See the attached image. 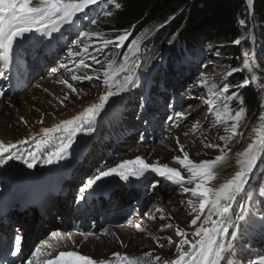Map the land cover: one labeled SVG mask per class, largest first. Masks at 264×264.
Returning a JSON list of instances; mask_svg holds the SVG:
<instances>
[{"label": "snow or ice", "instance_id": "6c2138e0", "mask_svg": "<svg viewBox=\"0 0 264 264\" xmlns=\"http://www.w3.org/2000/svg\"><path fill=\"white\" fill-rule=\"evenodd\" d=\"M98 2L99 0H37V3L33 6L32 0H0V49L4 50L5 66L7 67L11 60L14 45L17 41L22 42L26 38V34H39L41 37L51 38L54 33H60L65 26L75 27V20L79 19L78 14ZM252 3L253 0H247L249 6ZM114 7L120 9L121 4L115 3ZM249 14H251L250 11ZM105 15L111 16L112 13L105 12ZM91 22L95 23L94 20ZM239 24L245 25V20H239ZM99 35V33L86 31L77 32V36L83 37H99ZM129 35L128 30H124L113 40L100 41L96 46V50L103 51V47L110 44L122 47L124 42L128 40ZM75 43L79 45L80 40L77 39ZM139 43V40L132 41L133 55L139 51ZM235 43L239 45L241 40L237 39ZM101 44L103 47H101ZM83 47L84 53L88 54L89 45L85 43ZM72 55L76 56L77 53ZM243 55L244 67L250 68L249 61L251 57L247 52H244ZM90 58L94 62H99L95 56ZM129 59L128 55L123 57L125 63L121 65L120 71H125L127 67L129 74L124 76L122 84L116 85L117 91L113 92L111 90L110 76L112 74L105 71L103 73V83L109 86V90L106 94L100 96L98 103L91 104L79 115L69 120H63L51 128H43L39 138L35 134L15 142L0 138V169L7 167L9 162L13 161H18L28 169H33L40 163L52 165L67 160L74 151L72 145L75 143L77 134L91 135L95 131L96 117L105 109L110 99L113 96H118L123 92L139 87L140 76L137 73V62L132 60L131 65H129ZM79 64L85 68L89 67L83 58L79 60ZM237 70L232 69L228 75H232ZM5 77V71H0V79ZM94 78L98 79L99 77L87 76L84 79L92 80ZM72 79L81 81L78 76H73ZM61 83L67 84L73 92L76 91L72 84H68L67 81H61ZM205 83V81H201L198 86L203 87ZM249 83V80L245 79L238 87L248 86ZM229 87V84L225 82L222 90L217 94V100L223 98L220 105H217L215 100H210L208 103L212 105L210 112L215 115L217 123H226V117L232 121L230 131L235 135L240 127L244 108L241 107L235 115H232L228 102L237 97L238 93L233 91L230 96L226 95L229 92ZM3 96L4 91L0 88V97ZM21 119L23 120V117ZM169 119L174 118L169 117ZM175 119L186 120L187 116L184 113H177ZM259 119L264 121V113L260 114ZM196 127H199V125ZM261 131H264V125L261 126ZM56 133H59V135H54ZM220 139L228 140L230 137L221 136ZM29 144H31V147L27 146ZM177 144L180 152L183 153V158L176 156L175 161L182 166V169L170 167L168 164H151L146 162L144 158L137 156L134 160H123L116 167H109L105 171H100L97 175L88 178L79 189L77 199L85 200L87 198L86 194H94L109 177L116 176L120 181L128 182L130 178H140L146 172H154L180 186L184 194H190L191 197L196 198L195 200L189 199L187 203L191 205L194 212L198 213L191 221V224L196 226L192 236L198 237V239L190 241L187 239L188 234L177 228L176 234L184 238L180 240L176 248L177 255L174 259L162 260L160 256H154L152 252L138 257H130L127 253L117 252L113 256L118 258L119 264H154V262H160V264H227V256L232 254L237 240L244 235L250 226L258 225L261 230H264V208H262L259 215L250 212L245 215L247 206L238 201V197L242 194L245 198L251 199L246 191V186L250 184L254 176V170L257 167L261 152H264V136L260 138L258 143L253 141L244 151L237 153L238 170L230 178L213 187L208 186L209 182L217 176L213 168L218 162L224 160L225 149L221 148V155L212 160L195 163L189 159V153L185 151L184 145L179 143V138H177ZM207 146L219 147L218 145ZM182 170L187 173L186 176L182 174ZM2 196L3 190H0V197ZM260 196L262 205H264V192ZM234 206L243 210L234 214ZM214 216L216 219H213ZM201 217H203V220L198 225L197 222L201 221ZM136 227L140 229L139 224ZM166 227L172 228L173 225L168 224ZM51 235L56 236L57 234L53 232ZM168 242L169 244L172 243L171 238H168ZM185 245L189 246L188 251L183 250ZM73 246H75L74 242ZM160 246L163 247V245ZM40 251V248L37 247L34 253L29 254V257L21 256L22 235L17 231L12 238L11 247L5 250L0 246V264H16V259H19L21 264H34L31 257L39 254ZM35 264H41V262L36 261ZM42 264H112V262L111 260L94 259L91 255L81 254L79 250H72L60 251L54 258L45 259ZM252 264H264V254L258 255L252 261Z\"/></svg>", "mask_w": 264, "mask_h": 264}, {"label": "rangeland", "instance_id": "374dc122", "mask_svg": "<svg viewBox=\"0 0 264 264\" xmlns=\"http://www.w3.org/2000/svg\"><path fill=\"white\" fill-rule=\"evenodd\" d=\"M99 3V2H98ZM98 3L96 5H91L89 8L85 9L84 12L78 14L79 19L75 20V24L79 26V28L75 29L76 35L74 38V45H75V51L82 52L80 53L81 58L85 60V63L89 65L88 68L83 67L82 72L76 71V76L84 79L87 77L88 72L92 73L88 76L99 78L87 80L89 83H85L83 81V84H77L76 85V91L74 92V96L79 93H87L86 91H89L90 89H104L106 91L109 90V86L105 85L103 83L104 76L103 73L105 71L110 72L112 75L110 76V85L111 90L113 92L117 91L116 85L122 84L124 76L128 75L129 72L127 71V67L125 68V71H120L121 65L124 64L123 57L125 55L129 56V65H131L132 60H136L137 62V73L140 76V79L138 81L139 87L133 88L130 91L123 92L122 94L118 96H113V101L115 104V109L119 106L124 105V102L127 104L125 105V112L127 113L126 122L124 125L130 124L131 119H128L130 116L131 118L135 119L136 116H140L141 119L144 117L142 114L135 113V111L140 110V105L142 101L146 98L145 94L147 96L155 90L156 94H159V100L162 101L165 109L168 110L167 103H169V99L165 100V97L168 95L170 91V87H174L177 85L179 89H176V93L178 97L183 99V104L180 106L182 108L181 110H178L177 113H184L185 116H187V119H181V123L178 124V127H170L169 130H164L163 136L159 137L157 141L151 140L148 141L147 144H140L135 143L131 138L128 139V147H125L123 149V146L125 143H120L114 146V149H111L112 141L110 142V145L106 150L103 149V152L100 151V147H97V143L99 141H96L94 138H92V142L90 141V138H88V142H91V145L89 146V150L93 148L94 152H98L101 157L97 159L98 161L95 162L92 166L87 165L88 168L86 171V174L82 175L81 178L84 179L87 175L93 174V172L99 173L100 171L96 169L97 166H100L105 162V158L107 156L114 155V158L112 159V162L110 164L115 167L114 164L115 158H118L120 156H123L126 152H131L134 148H137L139 145L143 146L146 145L147 149L149 148L150 144L156 146L160 145V142H167V143H173L175 146H179L177 144L176 139L171 140V136L175 133V131L179 132L182 131L184 128L185 132H181L179 134V138H183L186 143H189V145L192 147V150L189 151V159L192 160L195 163H199L204 160H212L216 156L221 155L220 149H225V158L224 160L218 162L214 168L213 171L217 173V176L214 180L209 182V187H212L213 182L218 178V176L221 174L220 170H222L223 167L229 165L237 150L241 146L243 139L245 135L247 134L249 128L253 124V122L256 119H259V115L261 113H264V71L262 70L264 68V60L262 58H257V43L259 42V39L262 37L261 32L259 30V26L257 23V18L255 14L252 16H241V19L245 20V25H240L241 29V37L239 38L241 40L240 46V55L238 58H232L231 55H228L226 53V49L224 47L227 46V44L221 43L219 41H207L204 42L202 45L199 46L200 52L198 53V59L197 61L192 56L190 59L181 60L180 63L175 62V54H170L172 47L174 46V40L175 35L178 30L174 29L172 32L168 29L169 26H167L164 29V33L169 30L170 33L168 34V37L166 40L162 43H157V38L155 39V34L157 33L158 29H161V22L160 21H149L148 15L146 14L145 17L136 23L132 25L122 26L119 21H117L115 18L111 16L105 15V12H114V9L111 8L108 5H105V8H99ZM116 2H112V5H115ZM113 5V7H114ZM240 19V20H241ZM95 21V23H92L91 21ZM66 27V26H65ZM64 27V28H65ZM66 29V28H65ZM124 30H128L130 33L128 40H126L122 47H117L115 44H110L107 47H103L101 44V47H103V51H97L96 46L100 43L102 40H113L117 35H119ZM86 31L90 33H99V37L92 36V37H83V36H77V32ZM166 31V32H165ZM255 35V42L252 43V35ZM164 35V34H163ZM79 39L80 43L79 45L75 44V41ZM133 40H139V51L136 52L133 55L132 51V41ZM176 41V40H175ZM87 43L89 45L88 48V54L84 53V44ZM155 46V48L160 47L158 49V55L154 59L150 61V63L147 65L141 64L143 57L145 58V53L147 49L151 48V46ZM173 45V46H172ZM238 45V44H237ZM170 50V51H169ZM244 52H247L248 55L251 57L249 64L251 65L250 68L244 67ZM219 53V55H217ZM95 56L96 59L99 61L94 62L90 57ZM70 62V61H69ZM70 64V63H69ZM77 65H80L79 63ZM111 65V67H109ZM238 69L235 71L232 75H228L229 72L232 71V69ZM241 73L242 76L245 77V79L249 80V84L253 85L254 87L258 88L261 91V94L263 96L261 100V107L255 115L253 119L248 118L247 116L242 117L240 127L237 129L236 134L233 135V133L230 131L231 129V123L232 121L226 119V123H217L216 117L213 113L210 112V108L212 105L208 103L210 100H215L217 105H220L222 102L221 99L217 100L216 96L217 94L222 90L223 85L225 82L228 83V81L237 73ZM64 73V72H63ZM62 73H59L57 76L61 75ZM71 71L68 72V75L70 76ZM81 74V75H78ZM117 77L115 80H111L112 78ZM255 78V79H253ZM201 81H205V85L203 87H199ZM60 82V81H58ZM215 85V86H213ZM46 88L44 89V91ZM79 90V91H78ZM84 90V91H82ZM229 87V91H230ZM79 92V93H78ZM156 94H153V96H156ZM71 93L69 92L63 96V99L69 98ZM229 95V92L226 94ZM152 96V94H151ZM65 97V98H64ZM130 97V98H129ZM129 98V99H128ZM167 101V102H166ZM230 105V101L228 102ZM64 104V103H63ZM63 104L62 107L64 106ZM48 105H45V108H47ZM113 112V108L108 107L107 113ZM169 117H173L174 119H169V122H175V116L171 111L168 110ZM21 119V118H20ZM24 119V118H23ZM21 121H23L21 119ZM165 120H163L164 122ZM167 121V120H166ZM199 125V127H196ZM264 125V121H261L259 119V129H260V135L264 136V131H261V126ZM184 126V127H182ZM180 127V128H179ZM163 128V126H162ZM173 128V130H172ZM120 129V127L116 128V130ZM171 129V130H170ZM152 136V135H150ZM221 136L230 137L228 140H221ZM174 137V136H173ZM113 138V135L111 136ZM135 143V144H134ZM180 143V140H179ZM137 144V145H136ZM207 145H218L219 147H208ZM227 147L225 148V146ZM237 148L234 153H232L230 159L227 160L228 154L233 150ZM120 149V150H118ZM118 150L117 152H115ZM107 151L110 152V154H107ZM154 150H151V154ZM233 152V151H232ZM88 153V152H87ZM180 154V152L178 151ZM178 154V155H179ZM176 155V156H178ZM180 156V155H179ZM181 157V156H180ZM183 158V157H181ZM174 162L175 157L172 159ZM107 161V160H106ZM169 162V161H167ZM172 163V162H169ZM65 171V169H64ZM64 171L61 173L55 175V176H61ZM3 174L5 171H2ZM30 172V171H27ZM36 172V171H34ZM75 172V171H74ZM95 173V174H97ZM7 176L8 174L5 173ZM30 175V173H27L23 177ZM4 176V175H2ZM46 178V177H43ZM13 180V178H11ZM5 180V179H3ZM151 181L149 182L150 186H152L153 195L157 194L161 197V200H159V203L162 207H170V209H173V211L182 210L188 212V219H186V226H182L179 228V226H176V219L174 215H168L164 214L163 219L171 222L173 225L172 228H168L169 231L172 233L176 231V228L178 227L181 231L189 233V228L192 226L191 221L196 217L198 214L197 212H194L191 208V205L187 203L189 199L195 200L194 197H185L184 193L182 192V188L180 186H173V184L168 180L162 179L160 181L159 178L156 176H152ZM82 181H85L82 180ZM154 181L157 183H161L158 188L154 186ZM6 181L2 182L5 183ZM149 186V187H150ZM163 189L164 192L168 191V194H164V192L160 189ZM151 190V189H148ZM162 191V193H160ZM174 191V192H173ZM246 191L251 196V199H247L243 196L242 204L247 206V211L245 212V215H248V213H253L256 215H259L262 208H264V205H262V199L260 194L264 192V159L262 158L259 163H257V167L254 170V176L252 177L250 184L246 186ZM179 192V193H178ZM172 193H178V197L176 198H169L170 194ZM183 195V196H182ZM181 198V200H180ZM180 202V203H179ZM164 206H163V204ZM198 203V201H197ZM57 205H53L54 209ZM70 207V205H69ZM59 208V207H58ZM243 209L241 208V211ZM57 211V210H55ZM180 213V211H179ZM240 213V212H239ZM52 215L53 213L50 212ZM57 215V214H56ZM54 216L51 218V221H56L58 219L57 216ZM55 217V218H54ZM171 217V218H170ZM194 217V218H193ZM215 216L213 217V219ZM175 219V220H174ZM160 219L155 220H148L149 222H155L160 223L164 221H159ZM50 221V222H51ZM159 221V222H158ZM188 221V225H187ZM13 222V221H12ZM11 222V223H12ZM20 224H23L22 222H17ZM185 223V222H184ZM14 225V224H11ZM24 225H21L23 227ZM26 227V226H24ZM145 228L146 225H145ZM185 228V229H184ZM167 229V227L161 226L159 231L163 232ZM175 229V230H174ZM146 231V230H145ZM250 232L251 237L254 238V241H258V235H261V237H264V230H261L259 226H250L247 230ZM137 232H144V230H137ZM246 233V232H245ZM140 234V235H141ZM151 236V233H149ZM174 235V234H173ZM176 238H184L181 236H178L177 234ZM174 235V236H175ZM152 237V236H151ZM150 237V238H151ZM148 238V239H150ZM163 239L165 238L162 237ZM168 240V239H167ZM248 240V236L242 235L241 236V244L243 243V248H245V254H240V257L238 259H235L236 261L239 260L242 264H250L253 260V248L254 251L257 249L256 246H254L255 242L253 244L246 243ZM264 242V240H263ZM167 245L163 247L169 249L172 246H174V240H172V243L169 244L167 241ZM173 244V245H172ZM247 244V246H244ZM175 251V250H174ZM250 253V254H249Z\"/></svg>", "mask_w": 264, "mask_h": 264}, {"label": "bare ground", "instance_id": "6f19581e", "mask_svg": "<svg viewBox=\"0 0 264 264\" xmlns=\"http://www.w3.org/2000/svg\"><path fill=\"white\" fill-rule=\"evenodd\" d=\"M36 3H37V0H32L33 6ZM65 28H67V26ZM77 66H78L77 71L82 72L83 66L81 65H77ZM262 70L264 71V68ZM68 72L69 71L62 73L59 76H56L53 82H51V80H48V79L44 81L38 78L25 91L15 92V93L12 92V93H9L7 96L2 97L0 99V138L4 139L5 141L15 142L17 140L31 136L33 134L39 137L42 133L43 128H51L55 124L63 120L72 119L73 117L83 112L91 104L98 103L100 96L106 94L107 91L104 89H90L89 91H86L87 93L78 92L79 94H76V96H74V92L67 86V84L61 83V81H67L68 84H72L73 88L75 89H76L77 84H83V81L85 83H89V81L84 80L82 78H81V81H74L72 77L76 76V71H71L72 74H70V76L68 75ZM88 73L89 74H87V76L92 74L90 72ZM78 75H81V74H78ZM115 79H117V77H114L111 80H115ZM45 88L46 90L44 91ZM68 92L69 94L71 93L70 97L67 99H63V96H65ZM60 104H63L64 106L62 107V105ZM115 104L116 103L113 101V97H112L109 103L106 105L105 109L100 112L99 116L96 117L95 131L91 135H89L92 138H94L96 141H99L97 143V147H100V151L102 152L104 148L106 149L109 146V141L106 139H103L104 135L109 133L111 137L113 135V131L116 128H118V126H122L126 122L127 113L125 112V107H126L125 105L127 104L124 102V105L122 103V105L116 109H115ZM45 105H48L47 108H45ZM108 107L113 108V112L107 113ZM21 117L24 118L23 121H21L20 119ZM168 122L166 120L163 122L162 124L163 128H162L160 137L163 136L165 129L169 130V128L171 127ZM181 132H185L184 128L182 129V131H179V132L175 131V133L171 136V140L172 139L177 140ZM54 135H59V133H56ZM151 135H155V134L151 133ZM89 136L85 135L86 139H88ZM261 137L262 136L260 135L259 119H256L251 125V127L249 128L247 134L245 135L243 142L241 146L239 147V149L237 150V152L235 153L232 162L229 165L223 167L222 170H220L221 174L213 182L212 187L217 186L220 182H223V180L230 178L231 175L234 174V172L238 170L237 153L244 151L250 143H253V141H256L258 143ZM82 139L84 138L82 137ZM179 140H180V144L184 145L185 151L189 152L192 150V147L189 145V143H186V141L183 138H179ZM118 150H116L115 152H117ZM151 150H154L153 152L154 154H151ZM178 151L180 152L179 146L177 147L173 145V143L171 142L170 143L163 142V144L162 142H160V145H156V146L150 144L148 149L146 145H143V146L139 145L137 148H134L131 152L128 151L123 156L115 158V162H113V165L117 163L120 164L123 160H134L137 156H140L144 158L146 162L151 163V164H159V165L168 164L170 167H177V168L182 169L181 165H179L177 162H174L172 160L174 157H176V155L179 154ZM179 155L183 157L182 152H180ZM100 157L101 155H99L97 151L94 152L92 148L89 151V153L82 159V163L79 164L77 169L73 170V172L75 171L73 177H75L76 172L82 173L86 171L88 169L86 166L90 164H91L90 166H92L95 162L98 161L97 159H99ZM113 158H114V155L113 157L111 155L107 156L105 158V162L106 163L109 162L110 164ZM262 158L264 159V152H261L260 159L258 160L257 163H259V161ZM70 159L71 158H69L68 160L70 161ZM167 161L172 162V163H169ZM105 164H102V165H105ZM102 165L97 166L96 169L99 171H104L105 166L103 167ZM117 165H115V167ZM110 166L112 165L110 164ZM110 166H108L107 168H109ZM64 169L65 171L67 170L66 160L60 162L59 164L41 165V166H37L33 169H28V170L26 166L22 164L19 165L18 161L9 162V165L7 167L0 169V190H3V196L0 197V202H3L4 200L7 201L10 199L9 193L11 189L12 191H16V190L18 191L20 189V186L18 187V184L21 183L26 178V176L25 177L23 176L26 175L27 173H30V175L37 176L42 180H51L53 178L58 177L55 175L61 173L62 171H64ZM2 171H5V173L7 174L12 173L11 178H13V180L9 181L7 179L8 175L6 176L5 173L3 174ZM27 171H30V172H27ZM20 172H23V173L20 174ZM95 173H97V171L93 172V174L92 173L89 174L88 178H91L94 175L98 174V173L97 174ZM148 173L150 172H146L140 178L143 179ZM152 174H154L157 178H159L160 181L164 179L154 172H152ZM182 174L185 176L187 175V173L183 170H182ZM43 177H46V178H43ZM132 180H136V178H130L128 182H122L119 180L118 177L112 176V177L107 178L103 182V185L100 189L109 185V190L115 191L117 187H121L123 189V192H126L128 194L129 199H132V195L130 192V185L132 184ZM4 181L6 182L2 183ZM13 182H14V186L12 188ZM146 183H147V180L145 181L144 185H146ZM173 186H178V185L173 184ZM185 186H191V185H185ZM149 189L151 190H147V192H151L152 193L151 196L155 198V201H158L156 202L157 203L156 206L161 211V212L156 213L154 217L159 218V217L164 216V214L174 215L176 219V226H179V228H181L182 226L187 228L188 226H186L185 220L188 219V216H189L188 212L185 210L183 211V209L177 210L174 212L173 209H170V207H167V206L162 207L161 204L159 203V200H161V197H164L165 195L164 196H160L157 194L153 195L154 189H152V186H150ZM160 190L164 192L162 188ZM162 191H160V193H162ZM178 193L170 194L169 198L173 197L177 199ZM164 194H168V191L164 192ZM72 195L73 194H72L71 188H69L67 191H64V188H63L60 195L58 196L56 195L51 202V206H53L54 204L59 206V210H58L59 212H57L56 216H59L61 218L60 221L59 220L51 221V218L53 215H51L48 211H46L43 216H40L39 214H34V215L29 214L26 217H18L12 223L9 222L10 224L6 226V230H10V228L13 226L22 228L24 230L23 235H22V238H23L22 246L24 247L25 244L28 243L29 239H30V243L28 244L36 245L38 244L40 239H43V240L50 239L48 238L46 234H44V236H41L40 238L38 237L40 234L44 233V230H45L43 228L44 223L48 222L51 226L50 227L51 229H54V228L68 229L72 227V225L74 224V221L77 215L83 218L84 216L87 215L86 213L89 212L88 216H91L93 214H99V218H100L99 225L102 224L101 217H104V219L112 220L108 224L107 229L103 230L102 232H97V239L94 241V244L86 246V252L91 253L94 259H105V260H111V262H114V261L118 262V258H115L113 256V254L117 252L121 254L127 253L130 257L143 256L145 253L152 252L154 256L158 255L162 258V260L163 259L172 260L176 257L177 255L176 248L182 238H179V237L176 238V235H175L176 231L172 233L171 231H169L168 228L163 232L159 231L161 226L166 227L168 224H171V222H173L172 220L169 221V219L167 220L160 219L159 221L162 220L164 222H160L159 224L158 223L155 224V222L147 221L145 223L147 227L146 231L144 230V232H142L141 234V232H137L136 225L138 223V220L135 218V220L137 221L130 220L129 229L127 228L124 232H119L118 234H116L115 230L118 227L115 226V224L113 223V214H115V217L118 219L123 213L128 211L129 208L127 207L125 209L112 208V211L110 212L106 211L105 213H101L103 209L102 205L104 203V201L101 200V209L99 213L95 211V209H97V204L94 206L93 205L88 206L85 209H83L82 208L84 206L83 202L78 203V206L75 208V210H73V208L70 205V198L72 197ZM184 196L189 197L191 195L184 194ZM109 197L111 199L110 194L108 196H105L104 197L105 201ZM121 198H122V195H121ZM19 199H20V196L18 195V200ZM238 201L239 203L242 204L243 194L240 197H238ZM77 202L78 201L76 200V203ZM129 207H130V204H129ZM150 212L151 210L149 211V213ZM239 212H241V208L234 206V214L239 213ZM27 213H29V211H27ZM214 219H216V217ZM202 220H203V217H201V221H198L197 224L199 225L202 222ZM19 221L22 222L23 224L17 223ZM35 221L36 223H34ZM94 223H95V220H94ZM11 224H14V225H11ZM21 225H24L26 227L24 226L21 227ZM187 225H188V221H187ZM1 226L2 224L0 223V227ZM3 226L5 227V225ZM195 227L196 226L192 225L189 228L190 231L188 233L187 239H189L190 241H195L196 239H198V237L192 236V233L195 231ZM149 233H151L152 237L149 235ZM250 234H251L250 232L246 231V233H244V237L245 235L248 236V240L246 241V243L251 242L253 244V242L255 241H254V238H252ZM164 236L165 238L163 239L162 237ZM168 238H171V240H174V246H172L171 248L169 247V249L167 250V248L161 247L160 245L163 244L164 246H166L168 244L167 243ZM257 238H258V241H256L254 244V246H256L257 249L254 251V248H253L252 250L253 260H255L258 255L264 254V242H263L264 237L263 236L261 237V235H258ZM49 241L53 242L52 239ZM244 246H247L249 248L247 244H245ZM34 247H38V246H34ZM188 247H189L188 245H185L183 250L188 251ZM69 248L70 247L68 246H60L58 248V253L62 250H66ZM243 253L245 254V248H243V243L241 244V237H240L236 242V247L233 249L232 254L228 255L226 258L227 264H242L239 262V260L236 261L235 259H238L240 257V254H243ZM31 258L34 261V264L36 261H40L39 259H37L36 256H33ZM154 264H160V262L158 263L154 262ZM250 264H252V262Z\"/></svg>", "mask_w": 264, "mask_h": 264}, {"label": "trees", "instance_id": "16d2710c", "mask_svg": "<svg viewBox=\"0 0 264 264\" xmlns=\"http://www.w3.org/2000/svg\"><path fill=\"white\" fill-rule=\"evenodd\" d=\"M121 4L120 9H114L111 17L115 18L122 26L132 25L148 15L150 21H160L161 29L155 34L157 43H162L168 37L170 31H178L170 54H175V62L190 59L192 56L197 61L199 46L207 41H219L227 44L224 49L232 58L240 55V46L235 43L241 37L239 20L241 16H247L249 7L245 0H104ZM254 11L257 18L261 38L257 43V58L264 60V0H254ZM250 15V14H249ZM169 30L164 33V29ZM166 30V29H165ZM164 34V35H163ZM151 46L143 57L142 64L148 65L152 59L157 57L158 48ZM169 50V51H170ZM180 61V62H179ZM245 77L237 72L229 81V96L233 91L238 93L230 101L229 110L232 115L244 108V116L253 119L257 115L263 98L261 91L249 84L238 87ZM237 148L233 149L227 156L228 161Z\"/></svg>", "mask_w": 264, "mask_h": 264}, {"label": "water", "instance_id": "95a60500", "mask_svg": "<svg viewBox=\"0 0 264 264\" xmlns=\"http://www.w3.org/2000/svg\"><path fill=\"white\" fill-rule=\"evenodd\" d=\"M245 1H246V3H247V0H245ZM254 2H255V1L253 0V3H252L251 6H249V5L247 4L248 7H249V11L251 12V14H250L251 16H252L253 11H254ZM159 29H160V28H159ZM159 29H158V30H159ZM174 37H176V36H174ZM176 38H177V37H176ZM254 42H255V35L253 34V35H252V43L254 44Z\"/></svg>", "mask_w": 264, "mask_h": 264}]
</instances>
